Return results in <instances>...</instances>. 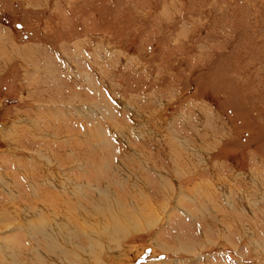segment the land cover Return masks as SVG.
Here are the masks:
<instances>
[{"label":"rangeland","instance_id":"1","mask_svg":"<svg viewBox=\"0 0 264 264\" xmlns=\"http://www.w3.org/2000/svg\"><path fill=\"white\" fill-rule=\"evenodd\" d=\"M188 147L261 209L205 200ZM95 202L128 218L83 228L96 264H264V0H0V264L67 262L46 235Z\"/></svg>","mask_w":264,"mask_h":264},{"label":"crops","instance_id":"2","mask_svg":"<svg viewBox=\"0 0 264 264\" xmlns=\"http://www.w3.org/2000/svg\"><path fill=\"white\" fill-rule=\"evenodd\" d=\"M59 58L61 60L60 56H59ZM59 65L61 66V68H64L63 73H61V74L64 75V71H65L66 72L65 74H67V76H65V77L70 79L71 75L69 74V72L72 71L71 70L72 68H71V65H70V61L64 59V57H63L62 63H59ZM180 120H178V121H180ZM184 120L186 121V119H184ZM171 123L169 121H167L166 123L163 124V128L164 127H170ZM189 124L187 126H190ZM146 126L147 125H145V127ZM194 134H193V137H195V139H198V138H196L198 136H196ZM158 141L159 140H157V142ZM157 145H159V149L156 150L155 154L157 156L158 155L162 156V158L160 157V159L163 160L164 162L168 163L169 160L172 159L173 156H174L173 155V150H172L173 148L168 144L167 141L166 142L162 141V143L159 142ZM185 146H186V144H185ZM152 147H155V146H152ZM185 152H186L185 154H187V155L184 156V159L186 158L185 161H187L189 163V165L192 166L191 168L194 169V171L196 172V176H198V179H199L198 180V185L203 190V192H201V194L203 196H205V200L209 196H212V198L215 197V196L216 197L218 196L217 200H215V203L218 202L219 205H221L223 208H226L228 210L232 209L231 211H235V210H237V208L238 209L240 208L239 210L241 211V208H244L249 214H252V212L255 211L257 205H258L257 209H259L261 207L260 204H258V201H261V203H262L263 200L259 199V196H258V198H256L257 200L255 198L252 199V200H254L255 203H254V205L251 206V204L248 203V201H249L248 199H247V202H246V196H245V192H244L243 189H238L237 190V189H235L233 187H230V185H227L228 183H227L226 179L228 181H232V179L234 180V178H237L236 177V175H237L236 173H234V175L231 176L232 173L227 172L229 174V176L228 177L227 176L223 177L225 180L223 179L222 180L223 182L221 184L220 183H216V181H217V179H219V177L216 175V171L215 170L211 171V169L208 167L209 164H207V159H209V156H208L207 152L201 151V150H198V149H194L193 147H191V148L188 147ZM145 155H146V153H145ZM187 156L189 158H187ZM147 157H149V159H150V161H148V163L150 162L149 164L152 165L151 162H153L154 160H152L150 156L146 155V158ZM218 164L221 165V163L219 162V163L214 165V168ZM221 168H224V169L226 168L225 162L222 163ZM143 176L145 178L149 179L152 182V183L150 182L151 183L150 188L152 190L153 186L156 185V182H157L156 178L158 177V173L157 172H153L152 170H148V168L144 167ZM205 176H207V178H205ZM248 177H249V175L246 174V177H245L244 181L249 184V182H248L249 178ZM207 179H209V181L211 183V189H209L207 187L208 186L207 185L208 182H206ZM239 179H241V178H239ZM240 183L243 184L244 182L240 181ZM221 185H224V188L220 187ZM198 193H200V191ZM204 193H205V195H204ZM232 193L235 196V198L232 197L233 196ZM260 196H261V194H260ZM243 200H244V202H243ZM205 203H207V201ZM208 203H210V202H208ZM262 210H264L263 207H262ZM233 259L234 258L229 253H226V254L223 255V260L229 261V262H227L228 264H230V260H233Z\"/></svg>","mask_w":264,"mask_h":264},{"label":"bare ground","instance_id":"3","mask_svg":"<svg viewBox=\"0 0 264 264\" xmlns=\"http://www.w3.org/2000/svg\"><path fill=\"white\" fill-rule=\"evenodd\" d=\"M102 194L103 193H101V195ZM88 204H89V202H88ZM89 205L87 206V210L89 212V217H88L89 218V222L87 224H84V225L79 224L80 226H82V227L79 228V229L82 230L81 232L75 230L74 227H76V226H74V225H64V224L62 225V224L56 223L55 224L56 228H55V226H53V228H54V231H56V232L58 231V233H60V235L57 233V234H55V236H53L54 237L53 238L51 236L52 229L49 231L48 235H46L47 236L46 239L49 242L48 244H50V245L52 244L51 246H53L56 249V251L59 252V254H61V255H62V253L64 254L65 250H63L60 241H62V242H66L67 241L69 244H71L72 238H73V240L77 239V238H78V240L80 239L81 243L76 245L78 247L77 253H74L73 256H68L67 254H64V257H66L68 259V261L65 262V261L60 260L62 264H87L88 262H90V264H92V262H94L93 264H96L98 262L97 260H94V259L92 260V258L90 257L93 249L95 250V248H97V245L93 244V241L95 239L94 238H93L94 240L92 239V237H91L92 235L90 236L88 234H83V233H85L83 228H87V230L93 229L95 231V233H94L95 238H98V239L99 238H101V239L108 238V240H111V239H114L113 236H115V235H113V234L109 235V232L111 230L116 229V228L119 229V226H114V225L113 226H109V225L106 226L105 224L107 223V221L109 220L110 224H112L115 220H116V223L119 222V223H122V224L128 221L127 215L126 216H125V214L121 215L120 212L119 213L116 212L114 214L113 213L114 211L111 210L110 207H109V203H107L106 205H104V204L103 205H99V204H96V202H95L94 206L92 205V207H89ZM146 208H149V207H146ZM133 209H135L138 212V209H137L136 206ZM5 217L9 219V217L7 216L6 213H5ZM150 223H151V220H150ZM86 233H88V232L86 231ZM81 235H83L85 237L84 239H85L87 245L89 244L88 248L87 247L85 248L83 246L86 243H85L84 240H81V237H80ZM118 236H119V234H118ZM74 243H75V241H74ZM72 247H73V245H72ZM50 249H51V247H50ZM69 249H71V248H69ZM67 250L68 249H66V251ZM6 254H7V256H9V262L7 264H24L20 260H16L15 256H13L11 253H9V251H7ZM10 258L12 259L11 262H10ZM52 264H56V262L53 261V259H52Z\"/></svg>","mask_w":264,"mask_h":264}]
</instances>
